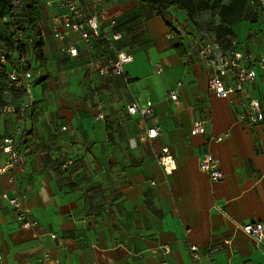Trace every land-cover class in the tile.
Segmentation results:
<instances>
[{"label":"crops","instance_id":"0c3cea01","mask_svg":"<svg viewBox=\"0 0 264 264\" xmlns=\"http://www.w3.org/2000/svg\"><path fill=\"white\" fill-rule=\"evenodd\" d=\"M58 3L40 0L44 62L34 61L40 77L11 118L24 163L15 181L0 173V192L17 186L37 223L20 226L0 202V264H40L43 253L60 264H264V240L242 228L264 221V123L237 119L249 96L264 107V69L250 64L256 76L244 94L222 98L207 88L212 70L197 54L204 28L184 11L158 14L141 0H81L82 15H95L100 32L84 40L64 29ZM258 7L231 35L235 48L255 58L264 52ZM174 25L185 30L182 56L176 37H166ZM67 44L76 55L61 50ZM123 51L133 56L124 74H103ZM177 82L174 101L169 91ZM146 100L154 104L150 117L127 112ZM202 117L209 119L205 132L192 133ZM154 125L162 135L145 137ZM163 146L176 160L170 172L156 159ZM205 152L219 159L223 179L199 169Z\"/></svg>","mask_w":264,"mask_h":264},{"label":"built area","instance_id":"2783aa9c","mask_svg":"<svg viewBox=\"0 0 264 264\" xmlns=\"http://www.w3.org/2000/svg\"><path fill=\"white\" fill-rule=\"evenodd\" d=\"M81 0H59L58 7L65 12L61 16L64 29L76 31L80 37L87 40L90 37L89 31L100 37L99 24L95 15L85 17L81 11ZM261 6H264V0H251ZM12 10L15 13L21 8L23 0H10ZM50 4V1L46 2ZM10 14L4 13L0 17V22L5 23L9 20ZM175 33L169 32L167 39H171L179 35L183 37L185 30L181 26L174 27ZM23 32L17 30L14 32L16 40H23ZM55 36L59 39L64 38L63 31L55 30ZM118 34H114L113 38L117 39ZM61 50L67 52L70 56L77 54V48L74 44H67L61 47ZM192 49H188V53ZM197 54L206 68L212 70L211 76L207 81V88L214 91L222 98H230L232 95L244 94L249 83L255 79L256 73L253 66L250 64L256 63L259 69H264V52H261L257 58L249 53L242 52L235 48L233 42L228 48H224L217 37L204 29L200 32V40L198 42ZM133 56L129 52H118L116 58L108 64L101 67V72L108 76L124 74V67L131 62ZM4 61V59H2ZM32 54L21 53L10 65V70L7 74L9 86L21 88L29 95L30 88L35 79L40 75L34 64ZM157 71L162 70V65H155ZM181 82H177L176 86L169 91V97L178 101V88ZM243 109L238 112L237 119L248 126H254L258 123H264V107L259 99L255 96H249L243 102ZM9 109L13 108L8 106ZM7 110V107H6ZM129 114H139L143 118L150 117L154 113V104L151 100H146L143 103L132 102L127 106ZM102 118L101 113L98 114ZM209 119L206 117L194 120L191 126L192 133H204ZM19 129L14 128L12 131L4 133L0 136V173H6L13 181L17 178V170L22 167L24 158L19 149L18 134ZM162 135L161 127L154 125L148 127L145 131V137L156 138ZM214 141H221L220 135L211 136ZM158 163L166 172H170L176 166V160L168 146H163L156 154ZM199 169L206 172L211 180L223 179V172L220 167L218 158L212 156L209 152L202 153L198 158ZM4 200L12 208L15 214L16 221L22 227H31L36 225V221L28 217V210L24 207L22 199L18 193V187L12 188L11 194L0 192V202ZM243 230L254 237L257 241L264 240V221L247 222L242 226ZM51 237L55 238L56 234L51 233ZM193 257L197 258V247L191 246ZM264 255V249H263ZM2 254L0 253V261ZM40 264H60L58 259H53L48 253H43L39 258Z\"/></svg>","mask_w":264,"mask_h":264},{"label":"trees","instance_id":"16d2710c","mask_svg":"<svg viewBox=\"0 0 264 264\" xmlns=\"http://www.w3.org/2000/svg\"><path fill=\"white\" fill-rule=\"evenodd\" d=\"M24 3L15 13H11L10 0H0V17L9 13L10 17L5 23L0 22V77L7 74L10 65L21 53L32 54L40 64L44 62L42 52V34L38 24L37 11L40 0H23ZM157 11L158 14L169 7H174L185 12L191 23L204 26V30L214 34L224 48L231 45L233 25L244 19L256 17L260 4L251 0H141ZM206 13L214 16L215 20H205L199 17ZM21 30L23 40H16L14 32ZM169 31L175 33L174 27ZM174 48L181 56L184 49L181 45V37L176 35ZM4 59V61L2 60ZM8 85V81H7ZM10 98L0 99V106L8 104L20 105L27 92L21 88L9 86ZM13 109L14 107L11 106ZM2 135V134H1Z\"/></svg>","mask_w":264,"mask_h":264},{"label":"rangeland","instance_id":"374dc122","mask_svg":"<svg viewBox=\"0 0 264 264\" xmlns=\"http://www.w3.org/2000/svg\"><path fill=\"white\" fill-rule=\"evenodd\" d=\"M169 11L171 13H178L179 10L175 9L174 7H169ZM202 19L205 20H215L214 16L211 15L210 13H206L203 16H199ZM167 26V23H165ZM177 25H174L173 27H176ZM204 27V26H200ZM9 99L10 98V89L8 88L7 81L4 78V76L0 77V99ZM8 106H13L14 109H9ZM7 107V110H6ZM20 105H13V104H8L5 106H0V136L1 134L7 133L10 130L15 128L14 122L11 121V118L14 117V115L17 113Z\"/></svg>","mask_w":264,"mask_h":264}]
</instances>
